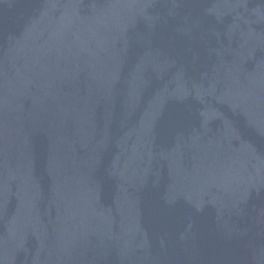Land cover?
I'll list each match as a JSON object with an SVG mask.
<instances>
[{
	"label": "water",
	"instance_id": "obj_1",
	"mask_svg": "<svg viewBox=\"0 0 264 264\" xmlns=\"http://www.w3.org/2000/svg\"><path fill=\"white\" fill-rule=\"evenodd\" d=\"M0 264H264V0H0Z\"/></svg>",
	"mask_w": 264,
	"mask_h": 264
}]
</instances>
